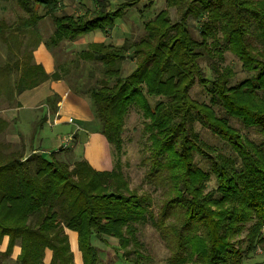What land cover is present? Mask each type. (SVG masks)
I'll return each mask as SVG.
<instances>
[{"label":"trees","instance_id":"trees-1","mask_svg":"<svg viewBox=\"0 0 264 264\" xmlns=\"http://www.w3.org/2000/svg\"><path fill=\"white\" fill-rule=\"evenodd\" d=\"M5 1H14L25 16L13 23L0 20V37L10 47L28 46L49 17L54 34L46 46L60 61L55 51L63 42L108 35L141 0H126L115 10L110 0H91L94 18L88 20L66 14L60 0ZM164 1L139 38L66 50L56 73L90 102L113 161L129 109L139 108L149 143L143 184L152 192H130L116 162L110 171H97L66 146L47 155H26L23 146L5 149L0 153V244L4 237L8 244L0 264H76L68 231L77 234L82 264H102L100 250L107 247L127 264H151L139 237L148 215L168 249L166 264H246L258 250L264 259V0ZM171 6L179 13L176 21L169 18ZM13 31L21 41L5 37ZM226 51L250 75L238 84L232 67L219 66ZM127 58L136 64L123 75ZM40 72L41 67L23 62L19 92L47 78ZM198 83L208 92V103L191 96ZM196 123L219 139L216 157L202 149ZM241 129L253 130L261 142ZM152 202L155 214L149 210Z\"/></svg>","mask_w":264,"mask_h":264},{"label":"crops","instance_id":"crops-1","mask_svg":"<svg viewBox=\"0 0 264 264\" xmlns=\"http://www.w3.org/2000/svg\"><path fill=\"white\" fill-rule=\"evenodd\" d=\"M7 11V5H0V20H6ZM13 21L7 22L13 23ZM118 22L119 20L115 26H118ZM40 25L41 23L38 28ZM52 31L54 34V30ZM38 33H35L36 41L39 40ZM9 36H19V41L22 39V35L15 31L6 32L5 37ZM106 37L107 35L102 33H90L71 43L83 41L81 44L85 45L83 48L85 49L91 43H106ZM46 42L40 37L39 43H36L32 51V64L41 67L42 77L45 75L47 78L43 80L41 78L33 88L19 92L22 66L20 71L8 67L7 56L14 49V46H9L11 49L9 50L6 45H3L8 44V42L0 37V153L5 149L9 151L14 147L21 146L24 147L26 155L31 154L33 151L49 153L52 150L55 151L64 147L67 138L73 135L72 140L75 143L74 155L76 158L83 156L82 158L86 159L92 168L97 171H110L113 168L111 149L105 137L100 133V125L95 119L91 104L87 98L75 93L64 78L56 77L57 64L55 56L47 48ZM122 42L123 40L115 39L113 43L111 40L114 45H119ZM6 91L8 94L5 95ZM69 119H73L75 125L69 123ZM40 123H43V125L37 130L36 128ZM62 125L71 129H68L69 131L66 134L61 131L53 132ZM76 125L79 127L77 131ZM46 127L51 130L49 133L52 136L43 131V128ZM72 127H75L74 132H71ZM79 144L84 148L83 154H75ZM68 235L74 261L76 264H82L77 234L68 231ZM7 244L8 237H4L0 244V252L5 251ZM19 252V248H16L15 255ZM78 256H80V259H78ZM50 259L51 253L47 251L45 262L49 263Z\"/></svg>","mask_w":264,"mask_h":264},{"label":"rangeland","instance_id":"rangeland-1","mask_svg":"<svg viewBox=\"0 0 264 264\" xmlns=\"http://www.w3.org/2000/svg\"><path fill=\"white\" fill-rule=\"evenodd\" d=\"M62 6L65 7L66 14H73V15H81L86 16L87 20L94 18V7L92 5L91 0H60ZM111 6L110 9L115 10L121 7L126 0H110ZM151 0H141L138 4H135L123 14V18L119 19L118 26H115L112 30H110L109 34L106 37V43H111V40H135L143 35L144 33V23L149 20H154L156 14L162 9L165 8V1L164 0H153L154 4L151 5ZM149 4V5H147ZM0 5H7L8 8V16L5 18L6 21L17 20L18 17L25 16L24 13L17 7L14 1H5L0 0ZM91 10V11H90ZM169 18L173 21L179 19V13L175 6H171V8H167ZM61 12H58L60 14ZM45 20L41 22L39 27V40L40 37L43 38L45 41H49L52 37V30H54L51 20L49 18H44ZM193 23V22H192ZM196 25V23L194 22ZM194 25V27H195ZM43 33H42V28ZM195 36L197 37L196 30H194ZM111 35V36H110ZM29 37L27 36L26 39ZM110 38V39H109ZM39 40L36 38L33 43H30L28 46L20 47L19 45H15L14 49L10 51L7 56V63L9 64L8 67L15 68V70L20 71L23 62H27L29 65L32 64V51L36 45L39 43ZM83 42V41H82ZM82 42L78 43H66L63 42L59 49H56V54L58 55V60H56V64L60 65L61 62L66 60L67 56L60 57L63 55V52L66 50L69 52L74 51H81L85 45L81 44ZM117 43V42H116ZM8 47L9 50V42L8 44H3ZM13 56V57H12ZM58 61V62H57ZM122 66L124 67L123 75H127L132 71L135 67L136 60L127 58L126 61L122 62ZM203 66L206 70V65L203 63ZM220 68H226L228 66L232 67V71L235 73L233 78V84H238L240 81L245 79L246 77L250 76L241 68V63L238 60L237 56L230 51H226L223 56V61L220 63ZM207 74L210 76V70L207 69ZM8 92H5V95ZM191 96L200 102L208 103L209 96L208 92L204 89L202 84H196L191 91ZM151 102H154L153 98H149ZM145 118L143 117L141 111L136 106H131L129 112L125 119V131L122 137V147L119 150V155H116V158L113 161V167L116 162L117 166L121 167V171L126 175L129 184H130V192L133 190H137L138 194H143L145 192H152L153 187H149L147 183L143 184V179L146 176V172L148 166L144 164V159L149 155V150L147 149L149 143L147 141V136L144 132V125H145ZM73 126V125H72ZM195 130L200 135L201 141H199L202 145V149L205 153L210 154L213 157H216L220 151V144L219 139L215 138L206 128H204L201 124L196 123ZM237 127H239L237 125ZM28 127L26 128V130ZM71 129L67 126L62 125L56 130H53L54 133L61 131L63 134H66ZM75 127H72L71 132H74ZM45 133L51 132L48 127L43 128ZM70 132V134H71ZM242 134H250L251 137L257 139L261 142V138L253 130H243L241 129ZM52 136L51 133L48 134ZM74 151L75 143L71 140L68 144L65 145ZM53 151V150H52ZM84 148L79 144L77 146V150L75 154L80 153L83 154ZM48 153H45L47 155ZM74 158L75 155L73 156ZM83 157V156H82ZM80 157V158H82ZM214 178L209 184V190L214 186ZM154 196L156 194L154 193ZM153 203V202H152ZM152 208V212L155 214L157 213V207L153 203L152 207L149 206V210ZM150 215H148V220L144 222L143 225L140 227L139 237L143 243V250L144 254L148 255L150 258L151 264H166L167 257L169 255L168 249L165 243L160 238V234L157 229L153 226L152 221L149 219ZM110 240V239H109ZM110 243L115 245V240H110ZM75 252V251H74ZM80 259V256H78ZM100 259L101 263L103 264H127L121 258L118 257L116 259V253L112 248H103L100 250ZM263 253L261 250H258L254 255L247 260L246 264H255L260 263L263 261ZM80 261V260H79Z\"/></svg>","mask_w":264,"mask_h":264},{"label":"built area","instance_id":"built-area-1","mask_svg":"<svg viewBox=\"0 0 264 264\" xmlns=\"http://www.w3.org/2000/svg\"><path fill=\"white\" fill-rule=\"evenodd\" d=\"M68 122L75 125V122L73 119H69ZM77 130H79V127L76 125V131ZM72 138H73V135H71L69 138H67L65 145L68 144L72 140Z\"/></svg>","mask_w":264,"mask_h":264}]
</instances>
